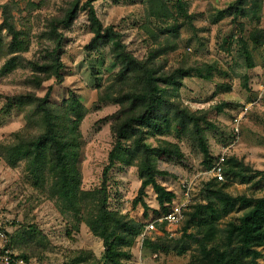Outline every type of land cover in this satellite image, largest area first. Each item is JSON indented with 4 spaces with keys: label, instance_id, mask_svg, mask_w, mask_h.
<instances>
[{
    "label": "rangeland",
    "instance_id": "374dc122",
    "mask_svg": "<svg viewBox=\"0 0 264 264\" xmlns=\"http://www.w3.org/2000/svg\"><path fill=\"white\" fill-rule=\"evenodd\" d=\"M69 1L48 0L40 9L29 12V0H0V4L14 2L19 27L27 29L31 38L30 51L23 54L25 60H20L17 70L7 76L0 74V264L1 256L10 243V236L21 226L30 225H35L46 240L34 245L31 250L11 247L14 256H29L25 264H71L80 251L93 254L94 258L89 260V264H104L105 248L102 241L94 237L85 224L78 225L71 212L64 210L60 200L50 192L51 180L48 178L43 187L36 186L45 172V159L34 163L10 156L11 145L33 133L34 127L16 109L1 111L7 95L33 91L44 97L49 87H52L51 99L56 104L66 101L70 92H74L86 109V116L80 126L82 146L79 176L82 188L94 190L100 187L103 170L114 145L111 123L105 118L114 114L119 106L101 104L98 99L119 66L114 62L109 47L94 52L86 51L85 47L93 35L85 12L81 11L71 29L64 31V81L59 83L52 79L45 82L42 88L36 89L28 80L32 74L29 60L39 58L52 47L46 35L47 20L62 14ZM182 1L192 16L191 21L178 15L177 0H164L167 9L173 14L166 20L149 16L148 0H98L94 6L104 26H114L123 35L129 52L139 59H144L151 48L163 44L174 45L175 51L158 60L164 72L182 66L212 65V80L197 77L183 79L177 99L190 111L205 114L213 124L205 131L213 163L229 148V158H237L254 170L264 171V96L258 99L260 89L264 87V40L256 46L250 39V33L257 36L264 34V0L259 22L246 18L234 22L231 17H218L219 10L227 8L236 0ZM175 25L179 27L177 36L173 34ZM240 38L248 42L252 51L255 63L252 69L247 67L242 56ZM245 76L248 80H245ZM227 86L231 87V91H227ZM220 106L222 111L218 110ZM247 108L249 110L245 114ZM239 116H243V120L238 140L234 124ZM176 129V123H172L170 130L147 135L146 142L150 146H156L160 139L168 140L177 143L184 154L182 162L158 160V168L168 172V176H160L158 181L176 194L173 205L183 200L192 182V201L195 204L202 203L209 178L199 176L205 172L204 156L189 129L181 134ZM140 186L136 167L118 165L111 173L110 205L128 219L146 225L153 220L154 211L159 210L160 206L152 188L147 190L145 199L148 211L141 204L135 206L133 201L138 196ZM227 191L234 196L262 197L264 178L259 177L250 184L230 183ZM241 214L234 213L221 223V227L224 228L227 222ZM183 226L174 230L175 235L172 237L166 233L163 236L152 235L153 248H141L137 241L131 248L133 258L130 264H138L140 255L146 264H192L194 257L198 256V249L194 241L184 235ZM192 232L194 230L188 234ZM184 247L187 250L179 255L180 249ZM262 253L257 264H264V251ZM155 255L158 257L155 258Z\"/></svg>",
    "mask_w": 264,
    "mask_h": 264
},
{
    "label": "trees",
    "instance_id": "16d2710c",
    "mask_svg": "<svg viewBox=\"0 0 264 264\" xmlns=\"http://www.w3.org/2000/svg\"><path fill=\"white\" fill-rule=\"evenodd\" d=\"M48 0H29V12L40 9ZM98 0H70L63 13L49 18L48 34L52 47L42 55L29 60L32 71L28 79L36 89L52 79L64 81L62 60L66 36L64 31L71 29L85 12L93 37L85 49L87 52L98 51L109 47L114 62L119 70L112 81L100 93L101 104H114L119 109L107 116L105 121L111 123L110 131L114 145L108 156V164L103 170L99 188L84 190L80 179L79 162L81 157L82 134L80 126L86 116V109L74 92H70L66 101L54 104L51 99L52 87L46 95L40 97L36 92L26 91L5 96L6 103L2 112L16 109L24 114L26 120L34 127V132L19 139L11 145L10 156L13 159H25L37 163L45 159V172L37 181V187H43L51 180L50 192L60 200L64 210L71 212L78 225L85 224L92 235L100 239L105 248L104 264H130L133 258L131 248L139 242L144 224L128 219L110 205L111 173L118 165L136 167L141 186L138 196L133 201L141 204L148 211L145 201L147 190L152 188L160 206L155 210L153 220L168 214L174 206L176 194L158 181L168 172L158 168V160H176L182 162L184 154L177 143L158 140L156 146H150L147 135L170 130L176 123L178 134L188 129L196 138L204 156L205 171L210 170L213 158L205 136L206 128L213 127L207 116L199 115L184 107L177 99V92L183 86V79L197 77L210 81L214 67L182 66L164 72L158 60L176 50L171 44L151 48L144 59L137 58L129 52L123 35L114 26H104L99 19L95 3ZM263 0H236L227 8L218 11L219 18L231 17L234 22L240 18L260 21ZM149 16L157 19H170L173 14L167 9L164 0H148ZM14 2L0 4V74H12L20 66L24 53L30 51V32L19 27L15 16ZM16 4V2H15ZM178 15L188 21L192 20L186 4L177 0ZM244 27L242 23L239 24ZM178 26H174V36L179 35ZM158 36L155 35V39ZM251 41L260 45L264 34L250 33ZM242 56L247 67H255L253 54L244 38L239 40ZM245 80L248 77L245 76ZM231 91V87H226ZM176 94V96H174ZM222 106L218 108L222 111ZM205 125L206 127L204 128ZM264 178V171L254 170L237 158L226 162L225 181L212 179L205 184L204 202L191 205L183 226L184 235L197 245L198 256L192 264H257L264 251V194L259 198L245 195L234 196L227 190L230 183L250 184L257 178ZM234 213H243L238 218L227 222L224 228L221 223ZM190 230L194 232L189 233ZM46 240L35 225L21 226L10 236V243L4 250L13 246L31 250ZM144 246L154 247L152 240L147 239ZM187 248H181L182 255ZM4 253V252H3ZM14 260L29 261V256L21 254ZM94 258L92 253L80 251L74 263L89 264ZM92 264V263H91Z\"/></svg>",
    "mask_w": 264,
    "mask_h": 264
},
{
    "label": "built area",
    "instance_id": "2783aa9c",
    "mask_svg": "<svg viewBox=\"0 0 264 264\" xmlns=\"http://www.w3.org/2000/svg\"><path fill=\"white\" fill-rule=\"evenodd\" d=\"M264 96V87L260 89L258 99L261 100ZM249 108L246 109L245 114H247ZM244 114V115H245ZM243 115V116H244ZM243 116H239L235 120L234 124V133L238 137H240L241 131V122L243 120ZM229 151L230 149H225L222 154L219 155V157L216 159V161L213 163L212 168L210 170H207L205 172H201L199 176H208V180L210 181L212 179L216 180V182H224L225 181V168H226V162L229 159ZM192 184L187 188V190L184 193V198L181 202L175 204L171 211L155 220H152L149 224H146L144 226V230L140 236L139 244L141 248L144 247L145 241L147 239H150L154 241V238L152 235L155 236H163V234H169L171 237L174 236V230H177L180 228L186 221L187 214L191 211V205L193 204L192 201ZM3 238H5L7 241L8 239L4 234H1ZM158 255H155V258H157ZM1 262L2 264H25L24 260H14L11 258V251L6 250L1 256ZM138 264H146L144 262L143 256L140 255L138 259Z\"/></svg>",
    "mask_w": 264,
    "mask_h": 264
}]
</instances>
